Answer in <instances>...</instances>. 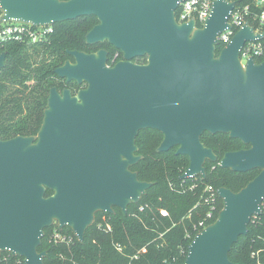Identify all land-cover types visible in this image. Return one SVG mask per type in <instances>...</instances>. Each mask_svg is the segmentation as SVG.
<instances>
[{"label":"water","instance_id":"water-1","mask_svg":"<svg viewBox=\"0 0 264 264\" xmlns=\"http://www.w3.org/2000/svg\"><path fill=\"white\" fill-rule=\"evenodd\" d=\"M183 0H0L2 21L38 25L94 15L86 42H109L123 53L109 65L106 49L68 50L75 62L55 69L68 82L86 84L76 93L50 89L36 135L0 138V255L11 252L26 264H45V229L69 227L80 242L98 212L125 215L152 182L131 169L142 156V129L162 132L157 148L189 157L182 179L206 176L207 161L237 172L260 169L239 191L220 187L224 202L217 220L189 244L184 264H239L229 253L248 234L264 201V59L243 65L246 43L264 38L246 22L219 55L218 35L228 27L235 1L215 0L203 27L179 23ZM136 57H147L136 63ZM7 52L0 53V70ZM205 132L226 133L250 147L220 159L202 142ZM53 193L47 195V191Z\"/></svg>","mask_w":264,"mask_h":264},{"label":"trees","instance_id":"trees-1","mask_svg":"<svg viewBox=\"0 0 264 264\" xmlns=\"http://www.w3.org/2000/svg\"><path fill=\"white\" fill-rule=\"evenodd\" d=\"M237 5H249L252 13L264 11V5H257L256 0H237ZM246 20L260 27L252 15ZM97 23L94 15L80 16L53 24L54 30L45 42L6 44V64L0 70L1 139L38 133L50 89L53 86L61 89L56 79H61L65 87L75 85L76 90L81 87L76 82L67 83L55 69L70 58L67 50L90 52L102 45L86 42V34ZM223 47V44L218 45V55ZM116 53V60L123 55L113 47L110 60ZM144 58L139 57L137 61H145ZM263 59L259 57L257 61ZM163 137L162 132L154 128L142 129L137 136L138 154L142 159L131 169L138 172L140 180L153 183L140 202L132 203L127 215L119 207L114 213H98L96 222L86 231L84 242H80L69 227L60 229L57 223L47 227L39 247L40 251H47L45 264H184L189 244L201 229L197 225L211 208L202 198L207 195L206 186L239 191L260 172V169L237 172L220 167L219 162L207 161L206 176L182 179L189 157L177 154L178 147L158 152ZM202 142L220 159L228 151L250 147L226 133L205 132ZM52 193L47 191V195ZM216 205L217 210L207 225L217 220L224 206L219 196ZM162 209L168 211L167 216L161 215ZM262 210V215L252 218L248 234L241 235L233 245L229 253L233 262L264 264V201ZM56 234L71 239H58ZM23 261L24 257L8 251L0 255V264H22Z\"/></svg>","mask_w":264,"mask_h":264},{"label":"built area","instance_id":"built-area-1","mask_svg":"<svg viewBox=\"0 0 264 264\" xmlns=\"http://www.w3.org/2000/svg\"><path fill=\"white\" fill-rule=\"evenodd\" d=\"M215 0H183L178 9L176 10V17L179 23L189 22L195 20L198 27H203L210 17L213 4ZM235 1L236 5L232 11L231 17L229 19L232 28H227L225 31L218 35L219 45H227L231 40L236 31L241 28L246 22V17L252 15L254 20L258 22L259 28H256V32H263L264 27V11L261 13H252L249 5L239 6L237 5V0H228ZM257 5L263 6L264 0H256ZM3 12L0 7V53L4 51V48L7 43L11 42H25L27 44H35L40 42H45L49 39L51 33L54 30L53 25H38L35 26L31 23H25L21 21L11 20V21H2ZM118 53H116L112 58V63L116 61ZM253 56L256 60L259 57L264 58V38L257 41H251L245 44L241 50V61L245 65L246 61ZM195 186V185H194ZM206 196H203V200L207 203H210V210L207 214L200 220L197 227L201 228L199 232L202 231L208 222L213 218L214 212L217 210L216 200L218 190L214 189L212 185H207L204 189ZM220 197V196H219ZM162 216H167L168 211L162 209L160 211ZM198 232V233H199ZM56 238L63 240H70L69 236L62 234H56ZM137 257V256H135ZM22 264L25 263V258Z\"/></svg>","mask_w":264,"mask_h":264},{"label":"flooded vegetation","instance_id":"flooded-vegetation-1","mask_svg":"<svg viewBox=\"0 0 264 264\" xmlns=\"http://www.w3.org/2000/svg\"><path fill=\"white\" fill-rule=\"evenodd\" d=\"M106 43H107V41H105V42H99V43H95V44H90V45H96V44H102V45L98 46L97 49H95V50H93V51H90V52H88V53L97 52L98 50H101V49H106V50L108 51V53H109V55H108V56H109V65H110V66H113L116 62L122 60L123 55H122V57L119 56L120 58H119L118 60L114 61V63H112V61L110 60V57H111V53H112V51H113V47H114V46L111 45L109 42H108L109 45H106ZM114 48H115V47H114ZM67 53H68V50H67ZM68 54H69V53H68ZM69 55H70V54H69ZM138 58H139V57L134 58L133 61L136 62V63H142V64L147 62V57H145V58H144L145 61H142V62L137 61ZM68 60H70L71 62H75V58H74L72 55H70V58H68L66 61H68ZM66 61H65V62H66ZM61 78H62V77H61ZM63 79H65V81H66L67 83H70V82H68V81L66 80V78H63ZM71 82H76V81H71ZM76 83H77V82H76ZM81 86H84V87H85L86 84L83 83ZM65 88H70V87H65V86H63L61 90L59 89V91L62 92ZM81 88H82V87H81ZM70 89H72V88H70ZM79 89H80V88H79ZM79 89H78V90H79ZM78 90H74V89H72L73 93H76ZM115 208H116V207H114V211H115ZM120 209H121V208H120ZM121 210H122V209H121ZM98 213H100V212H98ZM98 213H97V214H98ZM103 213H108V212H103ZM97 214H96V215H97Z\"/></svg>","mask_w":264,"mask_h":264},{"label":"rangeland","instance_id":"rangeland-1","mask_svg":"<svg viewBox=\"0 0 264 264\" xmlns=\"http://www.w3.org/2000/svg\"><path fill=\"white\" fill-rule=\"evenodd\" d=\"M56 81L61 85V89H62V87L64 86V85H63V84H64L63 81H62L61 79H58V80L56 79ZM71 87H72L74 90L77 89V86H75V85H73V86H71ZM81 87L83 88L84 86H81ZM81 87H80V88H81ZM61 89H60V90H61ZM95 222H96V220H95ZM95 222H94V223H95Z\"/></svg>","mask_w":264,"mask_h":264}]
</instances>
